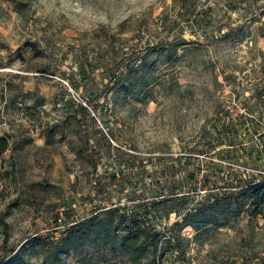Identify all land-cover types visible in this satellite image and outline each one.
I'll use <instances>...</instances> for the list:
<instances>
[{"label": "rangeland", "instance_id": "obj_1", "mask_svg": "<svg viewBox=\"0 0 264 264\" xmlns=\"http://www.w3.org/2000/svg\"><path fill=\"white\" fill-rule=\"evenodd\" d=\"M0 134V257L264 264V0H0Z\"/></svg>", "mask_w": 264, "mask_h": 264}, {"label": "trees", "instance_id": "obj_2", "mask_svg": "<svg viewBox=\"0 0 264 264\" xmlns=\"http://www.w3.org/2000/svg\"><path fill=\"white\" fill-rule=\"evenodd\" d=\"M8 147V139L5 135L0 134V153L3 152L6 148ZM97 211H95L96 213ZM94 213V214H95ZM87 220H89L92 224H91V229L96 231L97 229V225H96V220L94 219L93 215H89ZM101 221V220H100ZM106 228L109 225V221L106 220L104 221ZM100 226V225H98ZM72 227L70 226L67 230V232L65 233L64 236H62L60 238L61 243H75V241L78 240V237L83 236V237H87V230L89 228H87V230L85 232L78 234H75L74 232H72L70 229ZM141 230L140 228L136 225V224H132V228L127 230L126 234H123L122 236V245L123 247L126 249V253L127 255H129L130 259L134 262L135 261V246L139 245L142 243V239L143 237L140 234ZM23 244L20 243L14 250L10 251L9 253H7L6 255L0 257V264H17L19 263V261L21 260V256L23 253Z\"/></svg>", "mask_w": 264, "mask_h": 264}]
</instances>
